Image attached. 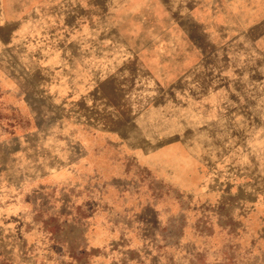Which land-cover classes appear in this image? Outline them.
<instances>
[{
    "label": "rangeland",
    "instance_id": "rangeland-1",
    "mask_svg": "<svg viewBox=\"0 0 264 264\" xmlns=\"http://www.w3.org/2000/svg\"><path fill=\"white\" fill-rule=\"evenodd\" d=\"M134 214L264 264V0H0V264H149Z\"/></svg>",
    "mask_w": 264,
    "mask_h": 264
},
{
    "label": "crops",
    "instance_id": "crops-1",
    "mask_svg": "<svg viewBox=\"0 0 264 264\" xmlns=\"http://www.w3.org/2000/svg\"><path fill=\"white\" fill-rule=\"evenodd\" d=\"M136 216H137L136 214H134L132 217H126L125 215L115 216L116 219H118V220L120 219L119 221L121 222V226L123 227V229L119 231L120 234H124V233L130 234L129 237H131V238L134 237V238H136V240L140 241L141 246L139 247V249L134 247L131 250V254H132V257H133L132 260H136V262H143L147 258L149 264H152L154 262L158 263L159 262L158 261V256L155 254V251L158 250V249H157V247H156V250L154 248H152L153 245H152L151 238H153V235L146 228L147 225L142 227V225H137L136 224V225H132V228H129L126 225V221L132 222L130 218H136ZM170 217L171 218L172 217H176V218L178 217L179 218L180 216L179 215H171ZM166 232H168V231H166ZM155 234L156 233H154V235ZM122 243H123V240H120L119 244H122ZM164 244L167 245L168 242L164 241ZM132 251H135V252L132 253ZM149 251L152 252L153 256L155 255L154 257L156 259H154V261H153V258L150 256ZM157 252H159V253H161V254H163L165 256L163 264H169V261L171 260V256L165 254L164 253L165 251L160 252V250H159ZM144 255H145V258L143 257ZM127 260H128V258L124 257V261H127ZM170 264H172V263L170 262Z\"/></svg>",
    "mask_w": 264,
    "mask_h": 264
}]
</instances>
